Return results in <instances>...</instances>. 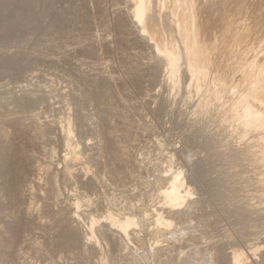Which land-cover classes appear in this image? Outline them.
Returning a JSON list of instances; mask_svg holds the SVG:
<instances>
[{"label": "rangeland", "instance_id": "1", "mask_svg": "<svg viewBox=\"0 0 264 264\" xmlns=\"http://www.w3.org/2000/svg\"><path fill=\"white\" fill-rule=\"evenodd\" d=\"M132 1L0 0V264H264V134L229 117L262 63L264 1H186L204 78L182 54L185 0H146L155 34ZM152 42L179 47L178 72ZM174 173L187 193L169 206Z\"/></svg>", "mask_w": 264, "mask_h": 264}, {"label": "bare ground", "instance_id": "2", "mask_svg": "<svg viewBox=\"0 0 264 264\" xmlns=\"http://www.w3.org/2000/svg\"><path fill=\"white\" fill-rule=\"evenodd\" d=\"M148 1V3H149V1L150 0H147ZM147 1L146 0H133L132 2H134V3H132V4H134L133 6H134V9H133V7H132V9H133V19L132 20H134L135 21V24L137 23V25H139L138 27H140V30L143 32V34L145 33V30L146 29H150V30H152L153 32H154V34H155V31H154V29H153V24L155 23V21H154V18L156 17V16H151L150 15V13H149V15H147V6H151V4L149 5H147ZM158 0H156V2H157ZM178 1V0H177ZM177 1H176V3H177ZM181 1H183V0H181ZM186 1L187 0H185L184 2L186 3ZM248 1V0H247ZM246 0H245V3L247 4V8L246 9H249L248 8V3L250 4V2H247ZM261 1V0H260ZM264 1V0H263ZM154 2V1H153ZM183 2V3H184ZM197 2V1H196ZM199 2V1H198ZM243 2H244V0H243ZM258 2V1H257ZM151 3V2H150ZM182 3V2H181ZM239 3V2H238ZM244 3V4H245ZM256 2H253V5L255 4ZM258 3H260V2H258ZM261 3H263L262 1H261ZM179 4V3H178ZM189 4V3H188ZM188 4L186 3V4H184V5H182V6H180V7H183V8H180V10L179 11H177V10H174L173 9V11H176V12H174V13H176V14H178V27H176L177 29H179V30H177L178 32H181L180 33V37H181V40H180V42H181V47L183 48H181L183 51H182V54H183V52H185V56H186V58H185V61H187L186 62V64L188 65V69H189V72L191 71V72H197L198 73V75H197V77L199 76V75H201V77H203L204 78V76H205V72H204V70H205V64H206V60L208 59L207 58V56H208V54H207V52H208V48H207V46L206 45H204L202 42H200L201 40H203L201 37H198V33H199V31H198V33H196V31H197V29L196 28H198V27H196V25L194 24V19H193V17H192V15L191 14H189L188 12H187V8H189V6H188ZM233 4V3H232ZM264 4V3H263ZM262 4V5H263ZM212 5V4H211ZM225 5V4H224ZM228 5V4H227ZM251 5H252V2H251ZM251 5H249V7H253V6H251ZM261 5V4H260ZM259 5V6H260ZM262 5H261V7H262ZM161 6V5H160ZM178 6V5H177ZM215 6V5H214ZM221 6V5H220ZM163 7V6H162ZM176 7V6H175ZM206 7V6H205ZM223 7V6H222ZM261 7H259V8H261ZM213 8V7H212ZM224 8V7H223ZM238 8V7H237ZM251 8H250V11H252L251 10ZM256 8V7H255ZM177 9V8H176ZM214 9V8H213ZM252 9H254V8H252ZM258 9V6H257V8L255 9V10H257ZM151 10V8L149 9V11ZM238 10V9H237ZM259 10V9H258ZM189 11V10H188ZM262 11V10H261ZM171 16H172V9H171ZM218 12V11H217ZM230 12V11H229ZM249 12V11H248ZM253 12V11H252ZM259 12L260 11H258V14H259ZM195 13V12H194ZM204 13V12H203ZM202 13V14H203ZM223 13V12H222ZM251 13V12H250ZM255 13H257V11L255 12ZM261 13V12H260ZM263 13V12H262ZM153 14V13H152ZM252 14V13H251ZM251 14H249L250 16H251ZM155 15V14H154ZM219 15V14H218ZM227 15V14H226ZM235 15V14H234ZM253 15V14H252ZM260 15V14H259ZM258 15V16H259ZM263 15V14H262ZM165 16V15H164ZM176 16V15H175ZM254 17L253 18H255V17H257V16H255V15H253ZM131 17H132V15H131ZM164 18V17H163ZM196 18V17H195ZM222 18V17H221ZM252 18V19H253ZM262 18H264V17H262ZM156 19V18H155ZM159 19V18H158ZM166 19V18H165ZM164 19V20H165ZM207 19V18H206ZM251 19V18H250ZM251 19V20H252ZM256 19V23H254V24H259L260 22V20H258L259 19V17H258V19L257 18H255ZM160 20V19H159ZM169 20V19H168ZM166 21L167 22V24H168V22H170L171 23V19L169 20V21ZM205 20V19H204ZM209 20V19H208ZM258 20V21H257ZM263 19H261V22H264V21H262ZM146 22V25H143V22ZM163 21V20H162ZM197 21V20H196ZM210 21H211V19H210ZM234 21V20H233ZM253 22H254V19L252 20ZM164 22V21H163ZM203 23H205L204 21H202ZM209 22V21H208ZM245 22V21H244ZM257 22H259V23H257ZM176 23V22H175ZM232 23V22H231ZM163 24H166V23H163ZM166 24V25H167ZM171 24H173V23H171ZM176 24V25H177ZM197 24V23H196ZM200 24H202V23H200ZM207 23H205V25H206ZM208 24H210V23H208ZM220 24V23H219ZM222 24V23H221ZM253 24V23H252ZM263 24V23H262ZM169 26H170V24H168ZM199 25V24H198ZM203 25V24H202ZM264 25V24H263ZM165 26V25H164ZM195 26V27H194ZM201 26V25H200ZM213 26V25H212ZM156 27V26H155ZM204 27H206V26H204ZM253 26H250V29L249 30H251V28H252ZM254 27H255V25H254ZM253 27V28H254ZM257 27V26H256ZM259 27V26H258ZM257 27V28H258ZM263 27V26H262ZM166 28V27H165ZM170 28H171V26H170ZM175 28V29H176ZM208 28V27H207ZM221 28V27H220ZM253 28H252V31H253ZM260 28V27H259ZM139 29V28H138ZM202 29V28H201ZM156 30V29H155ZM160 32H162L160 29H158ZM203 30V29H202ZM209 30V29H208ZM201 31V30H200ZM204 31V30H203ZM219 31V30H218ZM254 31H255V28H254ZM254 31H253V33H254ZM208 32V31H207ZM224 32V31H223ZM227 32V31H226ZM233 32V31H232ZM250 32V31H249ZM248 32V33H249ZM263 32V31H262ZM257 33H259V32H257ZM146 34V33H145ZM164 34H165V32H163V38H165V36H164ZM178 34V33H177ZM176 34V35H177ZM198 34V35H197ZM201 34L202 33H200V36H201ZM208 34V33H207ZM207 34H205V35H207ZM210 34V33H209ZM227 34H228V32H227ZM250 34H251V32H250ZM142 35V34H141ZM203 35V34H202ZM256 35V34H255ZM145 36V35H144ZM147 37L149 36V35H146ZM160 36V35H159ZM179 36V35H178ZM178 36H177V38H178ZM232 36V35H231ZM257 36V35H256ZM255 36V37H256ZM241 37V36H240ZM254 37V36H253ZM253 37H251L250 36V38L252 39ZM254 37V39H256V38H258L259 37V34H258V36L255 38ZM261 37V36H260ZM153 38V37H152ZM169 38V37H168ZM167 38V39H168ZM199 38H201V40L199 41ZM236 38V37H235ZM262 38H264V37H262ZM261 38V39H262ZM209 39V38H208ZM230 39V38H229ZM248 39H249V37H248ZM260 39V38H259ZM149 40V39H148ZM168 40H170V39H168ZM167 40V41H168ZM207 40V39H206ZM210 40V39H209ZM245 40H246V38H245ZM166 41V40H165ZM248 41V40H247ZM255 41V40H254ZM171 42V41H170ZM178 42H179V40H178ZM206 42H208V40L206 41ZM231 42V41H230ZM252 42V41H251ZM256 42H257V39H256ZM258 42L261 44V45H263L264 44V39H263V44H262V40H258ZM168 43V42H167ZM205 43V42H204ZM210 43V42H209ZM250 43V42H249ZM259 43H255L254 42V44H257L258 46L260 45ZM152 44H153V42H152ZM164 44V43H163ZM165 44H166V42H165ZM165 44L163 45V46H161L159 43H157V42H155L154 44H153V46H154V49H156L155 51H157V55L159 56H161V58L163 57L164 58V60L167 62V64H168V66H169V69H170V71L172 72V74H175L176 72H178L177 70H178V52H177V49L179 48H175L176 46H173L172 45V43L167 47V46H165ZM177 44V43H176ZM208 44V43H207ZM172 45V46H171ZM175 45V44H174ZM245 45H246V43H245ZM249 45V44H248ZM260 45V46H261ZM165 46V47H164ZM211 46H212V43H211ZM244 46V45H243ZM250 46V48L252 47H254L253 45H249ZM209 47V46H208ZM212 48H213V46H212ZM211 48V49H212ZM247 48V47H246ZM249 48V47H248ZM247 48V49H248ZM228 49V48H227ZM226 49V50H227ZM242 48H240V50H241ZM246 49V50H247ZM257 50H259V49H257ZM256 49H255V47H254V49L252 50L253 52V55H256L257 54V51ZM231 51V50H230ZM238 51V50H237ZM249 51H250V49H249ZM256 53H255V52ZM180 52V51H179ZM210 52V51H209ZM224 52V51H223ZM262 53V54H260L261 56H263V58L262 59H260L261 61L260 62H262L261 64H259V62H255V63H253L252 64V61H249L248 60V62H249V65H250V68L251 69H249V70H252L253 69V71H252V75L250 74H248V73H245V74H247L246 76H245V78H246V80H248L249 81V87L247 88V90H248V92L245 94V95H241V96H239V98L237 99V102L233 105V107H232V109L230 110V116L229 117H231V118H234V119H237L239 122H240V124L238 123H236L237 124V127H238V129L237 130H239V127L241 126V130L240 131H238V132H253V131H255L256 133L258 132V133H260V135L262 134V132H263V134H264V51L263 50H261V51H259V53ZM255 53V54H254ZM206 54H207V56H206ZM258 55V54H257ZM251 56H252V54H251ZM256 57V56H255ZM255 57L253 58V61H255L254 59H255ZM218 58V57H217ZM251 58V57H250ZM257 59H258V56H257ZM238 60V59H237ZM251 60V59H250ZM215 61V60H214ZM243 62V61H242ZM236 63V62H235ZM247 63V62H246ZM252 65H251V64ZM215 65V64H214ZM225 66V65H224ZM227 66V65H226ZM217 67V66H216ZM231 67V66H230ZM246 67H248L247 65H246ZM232 68V67H231ZM241 68V67H240ZM243 68V67H242ZM241 68V69H242ZM187 69V68H186ZM227 69V68H226ZM234 69V68H233ZM248 70V71H249ZM232 71H235V70H232ZM255 71V73L253 74V72ZM188 72V71H187ZM188 72V73H189ZM228 72V71H227ZM236 72V71H235ZM246 72H247V70H246ZM197 73H194V75L195 74H197ZM171 74V75H172ZM193 74V73H192ZM171 77V76H170ZM223 77V76H222ZM231 77V76H230ZM240 77V76H239ZM174 78V77H173ZM237 78V77H236ZM200 79V78H199ZM212 79V78H211ZM221 79V78H220ZM238 79V78H237ZM175 80V79H174ZM201 80V79H200ZM206 80V79H205ZM227 80V79H226ZM240 80V79H239ZM173 81V80H172ZM197 81H199V80H197ZM228 81H229V79H228ZM200 82H202V81H200ZM208 82V81H207ZM226 82V81H225ZM238 82V81H237ZM196 83V82H195ZM198 84H199V82H197ZM228 83V82H227ZM234 83V82H233ZM238 84H239V82H238ZM223 86V85H222ZM202 87V86H201ZM217 87V86H216ZM228 87V86H227ZM233 87V86H232ZM207 89V88H206ZM212 89V88H211ZM225 89V88H224ZM206 91V90H205ZM246 91V90H245ZM244 91V92H245ZM197 92V91H196ZM222 92V91H221ZM244 92H243V94H244ZM204 94H205V92H204ZM206 96V95H205ZM204 96V97H205ZM226 99V98H225ZM207 100V99H206ZM205 100V101H206ZM214 108V107H213ZM227 109V108H226ZM220 114V113H219ZM223 115H224V113H223ZM237 120H234L235 122L237 121ZM218 121V120H217ZM225 124V123H224ZM235 124V123H234ZM240 125V126H239ZM234 127V126H233ZM65 128V127H64ZM68 129V127L66 128V130ZM229 129V128H228ZM236 129V128H235ZM236 130V131H237ZM64 131H65V129H64ZM66 134H67V137L69 136V134H68V131L66 132ZM65 134V135H66ZM71 134V133H70ZM241 134H243V133H241ZM254 135V134H253ZM252 135V136H253ZM251 136V135H250ZM259 136V135H258ZM258 136H257V138H258ZM254 137V136H253ZM264 137V136H263ZM262 138V137H261ZM68 139V138H67ZM249 139V138H248ZM247 139V140H248ZM260 139V138H259ZM258 139V140H259ZM246 140V141H247ZM257 141V140H256ZM262 140H260V145H263L264 146V141H263V143L261 142ZM69 143V142H68ZM253 144H255V143H253ZM259 144V143H258ZM258 144H257V147H258ZM70 145V144H69ZM69 145L67 146V147H69ZM259 145V146H260ZM241 146V145H240ZM253 146V145H252ZM250 147V150H249V152H251V153H258V154H260V153H262L260 150L259 151H257L258 150V148L257 149H255V145H254V148L253 147ZM262 146V147H263ZM244 147H245V145H244ZM244 149V148H243ZM242 149V150H243ZM261 149V148H260ZM245 151V150H244ZM247 152V151H246ZM237 154V153H236ZM248 154V153H247ZM77 155V154H76ZM256 155V154H255ZM236 156V155H235ZM239 156V155H238ZM237 156V157H238ZM250 156V155H249ZM75 157V156H74ZM264 157V156H263ZM241 158H242V156H241ZM260 158H262V155L260 156ZM70 160V159H69ZM72 161V160H71ZM75 161H76V159H75ZM249 161H251V160H249ZM73 162V161H72ZM261 163V162H260ZM252 166V165H251ZM256 166V165H255ZM258 170V169H257ZM261 176H262V174H261ZM179 177H178V175L176 174V173H174L173 174V176H172V179H171V184H170V186L168 187V189L166 188V190H164V192H163V200H164V202L167 204V205H169V206H178L179 204L181 205V203H183L184 202V199H185V194L187 193H185L184 191H182V193L180 192V189H182V182L180 183V181H179V179H178ZM258 179V178H257ZM260 179V178H259ZM258 179V180H259ZM264 180V179H263ZM261 182V181H260ZM260 185V184H259ZM264 186V185H263ZM187 188V187H186ZM264 189V188H263ZM188 190V189H187ZM155 215V214H154ZM160 215V214H159ZM158 218V220H156L157 221V223L158 222H162L163 223V225L165 224V225H169V223L167 222V221H165V220H163V219H161V217L159 218V217H157ZM111 222H112V225L113 226H117V228L121 231V233L122 234H124V235H127V230H128V228H130V227H132L133 225H136V223L134 222V220H132L131 218H125L123 221H120L119 219H112L111 218ZM155 223V222H154ZM156 225V224H155ZM152 243V242H151ZM252 250H254V249H252ZM256 250V249H255ZM250 251V250H249ZM251 252V251H250ZM234 253V252H233ZM253 253H254V251H253ZM252 253V254H253ZM241 254V253H240ZM237 255V254H236ZM243 259L241 258V255H238V256H235L234 257V262H235V264H237V263H240L241 261H242ZM162 261V260H161ZM233 261V260H232ZM248 261V260H247ZM162 264V263H161Z\"/></svg>", "mask_w": 264, "mask_h": 264}]
</instances>
